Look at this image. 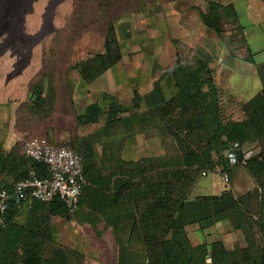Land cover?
Wrapping results in <instances>:
<instances>
[{"label": "trees", "instance_id": "1", "mask_svg": "<svg viewBox=\"0 0 264 264\" xmlns=\"http://www.w3.org/2000/svg\"><path fill=\"white\" fill-rule=\"evenodd\" d=\"M93 1L97 12L102 13V1L107 0ZM217 6L215 3L211 6L215 12L218 11ZM103 46V51L75 65L80 77L88 83L117 64L122 57L116 23L112 18L107 23ZM252 55L249 54V59ZM177 56L173 71L184 86L174 97L166 99L157 84L146 94L135 91L130 105L113 94L103 93L102 100L107 105L97 101L88 104L82 113L76 114V121L80 126L100 123L104 119L106 124L122 121L129 129L160 117L165 120L166 131L179 147V155L164 161V167L158 160L134 167L118 164L104 174L87 139L77 137L69 146L81 155L87 180L78 208L93 186L96 188L94 208L99 213L106 212V208L121 209L127 200H132L140 211L129 221L130 237L137 233L144 245L147 256L144 264H264V62L257 68L261 89L248 100H242L240 118H225L221 92L208 62L197 58L193 63L181 65L179 53ZM43 87L41 79L29 89V98L38 109L51 99L42 94ZM144 107L147 109L142 111ZM47 140L58 144L49 138ZM251 142H259L262 147L246 166L256 183L255 214L243 205L244 197L252 192L239 197L225 189L221 194L190 197L199 171L222 165V170L229 172L234 167L227 155L231 146L238 143L236 152L241 155V147ZM0 169L13 176L15 182L27 177L31 169L42 176L46 174L42 163L25 157L19 150L6 153L0 149ZM44 208L48 210L47 216H39ZM16 212L17 203L13 199L9 201L7 225L0 233V264L77 262L78 252L61 244L50 226L52 215L59 214L66 219L72 217L59 198L52 202L34 201L29 225L16 224ZM120 219L118 214L109 221L116 225ZM223 221L231 222L243 232L247 242L245 246L237 244L228 248L221 239L192 242L187 229L189 225L197 224L204 230ZM126 259L122 253L118 264H125Z\"/></svg>", "mask_w": 264, "mask_h": 264}, {"label": "rangeland", "instance_id": "2", "mask_svg": "<svg viewBox=\"0 0 264 264\" xmlns=\"http://www.w3.org/2000/svg\"><path fill=\"white\" fill-rule=\"evenodd\" d=\"M156 1L164 4L166 11L173 14L177 11L181 17L179 26L170 27L172 47L179 51L181 65L193 63L201 56L199 46L207 47L210 52L214 50L215 45L208 40L213 38L237 54L228 59V69L221 62L224 71L215 76L225 118H240L242 100H248L262 87L253 70L264 62L263 0H107L102 1V13L97 12L93 0H0V95L16 107L14 117L23 143L40 137L71 146L80 137L82 127L76 121V114L82 102L81 97L78 99L80 75L75 65L104 50L105 32L111 18L119 24L132 12L139 13L142 7H151ZM214 3L218 5L217 12L211 7ZM250 53H253L252 59H249ZM41 79L44 81L42 94L51 99L38 109L29 98V89ZM85 98L92 99V96ZM164 125L163 131L168 136L166 149H150L153 152L147 153L161 167L164 161L179 155V147L166 131V122ZM244 148L255 149L256 144L251 142ZM261 150L262 147L258 149ZM134 156L140 157L138 153ZM219 166L199 171L190 197L221 194L225 189L239 197L252 192L244 197L243 205L255 214L256 183L247 167H232L226 182ZM125 208L127 211L128 204ZM135 208L139 213L140 209ZM83 215L81 211L73 213L74 231L67 225L68 230L59 239L61 244L78 252L74 264H118L122 253L127 256L125 264L147 262L137 233L130 237L129 218L123 216L118 224L112 225L109 218L95 220ZM61 219L67 223L64 217ZM187 229L194 244L221 239L228 248H233L247 243L243 232L229 221L204 230L197 224Z\"/></svg>", "mask_w": 264, "mask_h": 264}, {"label": "crops", "instance_id": "3", "mask_svg": "<svg viewBox=\"0 0 264 264\" xmlns=\"http://www.w3.org/2000/svg\"><path fill=\"white\" fill-rule=\"evenodd\" d=\"M163 6L165 5L156 1L151 7H142L139 13L132 12L119 24H116L122 57L117 64L105 71L92 83H88L80 77L77 88L80 95L78 99L81 97L79 101L81 100L82 103L78 104V114L82 113L88 104L95 101L106 106L107 103L102 100L103 93L113 94L127 105H130L135 91L146 94L153 90L155 84L159 86L166 99L177 95L184 84L178 80L173 71L179 51L172 47L170 27L179 26L180 23L178 22L181 17L177 11H174L175 14H173L166 11ZM208 40L215 45V49L210 52L207 47L199 46L201 56L198 58H203L208 62L216 82L215 74L222 75L224 71V66L222 68L220 63L224 62L227 68L228 59L231 56H237V54L226 49L223 43L216 38ZM242 58H245L244 54H242ZM255 69L253 72L258 76L257 67ZM230 72L232 71L230 70ZM93 91L96 92L92 93ZM89 94L92 96V99L88 98L90 100L85 98ZM82 99H86V101L83 102ZM15 109L14 104L5 101L0 95V149L6 153L13 150L21 152L23 143L22 132L16 127ZM146 109L147 107H144L141 110ZM164 122L163 118L155 117L154 122H144L127 129L122 121L106 124L104 119L100 123L81 125L80 137L87 139L95 151V158L99 161L102 172L108 174L118 164L134 167L156 160L147 157V153L153 152L150 149H156V151L157 149H166L165 139L168 136L163 131ZM136 153L140 157H135L134 154ZM118 155L120 156L118 157ZM93 177L96 181V174ZM14 183V177L0 169V185L12 187ZM126 204H128L127 211L123 206L121 209L106 208L104 213L97 212L94 208V205L96 207V188L93 186L84 195L83 202L79 204L77 211H81L84 214L83 217L88 219L112 218L118 214L121 218L126 216L133 219L139 214L134 202L127 200ZM31 207L32 204L29 203L17 204V212L14 217L16 224L22 226L30 224ZM47 212V208H44L39 216L46 217ZM61 218H63L61 215H52L50 218L53 235L58 241L61 233L68 230L67 225L74 231L72 227L76 223L72 218H65L67 223L63 222ZM64 226L65 229H63Z\"/></svg>", "mask_w": 264, "mask_h": 264}, {"label": "built area", "instance_id": "4", "mask_svg": "<svg viewBox=\"0 0 264 264\" xmlns=\"http://www.w3.org/2000/svg\"><path fill=\"white\" fill-rule=\"evenodd\" d=\"M255 144V149L241 147V155L236 152L239 144H233L227 153L230 164L247 166L249 159L261 148L259 142ZM21 152L25 157L42 163L46 174L42 176L31 169L29 175L15 182L11 189L0 185V233L7 225L9 201L14 199L17 204L33 205L36 200L52 202L57 197L73 214L78 209V200L87 183L82 157L68 144H53L47 139L33 137L22 144ZM219 167L222 169V165ZM223 177L228 182L229 172L225 171Z\"/></svg>", "mask_w": 264, "mask_h": 264}]
</instances>
